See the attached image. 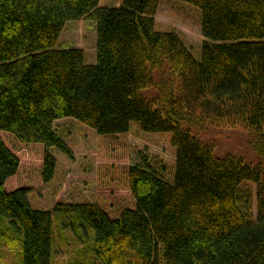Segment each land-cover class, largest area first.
Wrapping results in <instances>:
<instances>
[{
	"label": "trees",
	"instance_id": "trees-1",
	"mask_svg": "<svg viewBox=\"0 0 264 264\" xmlns=\"http://www.w3.org/2000/svg\"><path fill=\"white\" fill-rule=\"evenodd\" d=\"M176 1L201 12L200 61L177 32L157 31L162 0H0V264H14L7 241L19 264H61L69 230L92 257L75 250L70 264H264V0ZM81 20L96 24L95 65L58 48ZM68 118L102 140L99 198L34 209L35 184L56 174L52 150L73 157L54 124ZM134 122L171 134V177L158 159L127 162ZM207 125L245 129L258 161L214 156L193 132Z\"/></svg>",
	"mask_w": 264,
	"mask_h": 264
},
{
	"label": "rangeland",
	"instance_id": "rangeland-1",
	"mask_svg": "<svg viewBox=\"0 0 264 264\" xmlns=\"http://www.w3.org/2000/svg\"><path fill=\"white\" fill-rule=\"evenodd\" d=\"M156 29L160 32H177L185 44L190 48L195 58L200 61L202 44L205 41L201 30L200 10L176 1L162 0L160 9L154 18ZM75 24V25H74ZM73 29H65L58 43V48L66 45H77L88 52V62L97 58L98 34L96 24L92 21L81 20L73 22ZM67 37L71 38L67 40ZM71 40V42H70ZM95 62V61H94ZM97 64V61H96ZM162 71L155 73V79L159 80ZM144 97L153 99L158 96L156 88H148L142 91ZM55 129L64 142L73 152L69 157L58 149L52 152L56 156L58 165L54 179L43 184L38 182L29 194L30 204L37 210L53 211L58 203L68 204H92L98 200L100 183V159L102 155V140L96 131L74 119H61L56 121ZM194 134L207 143L214 144V156L224 158L229 154L244 158L248 164H255L258 156L251 148L248 132L241 128L213 127L207 125L205 129H193ZM172 136L167 133H146L141 131L136 122L131 124V132L126 138V155L129 164H136L142 157L155 163L156 159L163 161L173 174L175 162V150L171 144ZM255 200L256 187L253 184L246 187ZM65 238L71 243L58 244L55 261L61 264H70L75 258V250L83 251L87 259L91 260L90 252L83 245L75 241L72 232L65 231ZM21 250L12 242L7 241L3 246V259L6 263L19 264ZM9 260V261H6ZM16 262V263H15Z\"/></svg>",
	"mask_w": 264,
	"mask_h": 264
},
{
	"label": "crops",
	"instance_id": "crops-1",
	"mask_svg": "<svg viewBox=\"0 0 264 264\" xmlns=\"http://www.w3.org/2000/svg\"><path fill=\"white\" fill-rule=\"evenodd\" d=\"M122 3H123V0H100V6H103V7H119V6H121L122 5ZM69 24H72V23H68L67 25H66V27H65V29H73L74 28V26L73 25H70L69 26ZM75 25V24H74ZM65 29H64V31H65ZM63 31V32H64ZM61 39V38H60ZM68 39H71V38H69V37H67V40ZM60 41V40H59ZM70 42H71V40H70ZM65 48H77V49H81V50H83L84 51V49L82 48V47H79V46H77V45H73V44H71V45H66V46H64L62 49H65ZM85 52V60H86V63L88 64V65H95L96 64V61H97V58H95V59H91V62H88V55H89V53L88 52H86V51H84ZM95 61V62H94ZM97 201V200H96Z\"/></svg>",
	"mask_w": 264,
	"mask_h": 264
}]
</instances>
